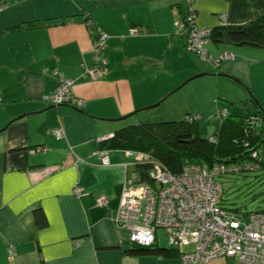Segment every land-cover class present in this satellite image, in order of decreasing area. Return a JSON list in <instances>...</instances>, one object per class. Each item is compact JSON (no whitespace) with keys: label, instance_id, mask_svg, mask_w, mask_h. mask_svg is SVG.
<instances>
[{"label":"crops","instance_id":"0c3cea01","mask_svg":"<svg viewBox=\"0 0 264 264\" xmlns=\"http://www.w3.org/2000/svg\"><path fill=\"white\" fill-rule=\"evenodd\" d=\"M191 3L196 25L204 28L243 24L264 9V0ZM185 8L183 0H0V264H182L179 256L122 252L132 246L114 216L124 181L139 180L136 157L111 149L102 164L97 151L98 139L123 119L152 118L137 113L198 73L236 84L242 101L252 96L264 108V48L207 41L212 57L229 53L211 72L177 34L175 21ZM98 29L106 35L105 66L91 78L81 65L93 64ZM59 73L73 79L80 108L43 100ZM199 91L190 87V103L178 92L170 107L202 109ZM220 96L233 102L229 93ZM60 127L63 135L55 136ZM102 197L105 205L97 202ZM34 209L44 219L39 227ZM151 246L164 245L155 238ZM198 264L246 263L227 257Z\"/></svg>","mask_w":264,"mask_h":264},{"label":"built area","instance_id":"2783aa9c","mask_svg":"<svg viewBox=\"0 0 264 264\" xmlns=\"http://www.w3.org/2000/svg\"><path fill=\"white\" fill-rule=\"evenodd\" d=\"M184 3L186 12L182 19L175 21V26L179 30L185 24L189 25L183 33L186 50L197 53L201 60L218 65L222 55L213 58L204 48L209 28L198 27L191 0H184ZM95 34L103 38L106 36L100 29ZM104 46V39L93 41V64L89 67L81 65L84 76L88 74L91 78H96L102 73L105 58L101 51ZM58 75V85L51 93L43 96V100L53 105L70 103L80 108L82 100L71 91L73 79L61 73ZM225 112L217 110L216 116H223ZM255 117L264 124V116ZM53 134L63 135L62 127L54 130ZM97 153L102 164H108V150L101 149ZM130 153L136 159L148 156L146 159L151 164L150 177L159 183L157 186L146 181H124L114 223L131 243L150 245L156 238V230L163 228L167 233L168 243L178 249L182 264L205 263L227 257L246 264H264V212L238 215L234 211L222 209L219 205L222 187L214 179L219 173L239 171L242 169L241 165L249 168L253 164L257 166L256 163L220 162L205 167L194 162L183 166L178 173H171L146 153ZM74 191L77 194L80 189L75 188ZM106 201L103 197L97 199L101 205H105ZM7 252L10 255L13 253L11 244L8 245Z\"/></svg>","mask_w":264,"mask_h":264},{"label":"trees","instance_id":"16d2710c","mask_svg":"<svg viewBox=\"0 0 264 264\" xmlns=\"http://www.w3.org/2000/svg\"><path fill=\"white\" fill-rule=\"evenodd\" d=\"M180 14L182 19L185 11L183 12L180 9ZM187 28H189V25L185 24L177 30V34L183 38V44V33ZM208 41L264 48V9L258 10L253 19L246 23L239 25L222 24L210 27ZM201 61L204 62V60ZM72 87L73 85L71 91ZM255 104L257 102L250 96L244 101L243 113L217 117L224 119L208 137L201 136L197 130L199 115L194 118V114L186 113L184 117L178 120L140 121L123 124L109 135L98 139L100 144L98 150L124 149L135 153H146L154 162H157L171 173H178L183 166L194 162L205 167L220 162L225 164H247L248 162L257 164V166L250 165L249 168H243V165H241L242 169L235 171L237 173L261 169L264 168V161L259 159L257 149L264 145V124L255 116H264V108ZM136 165L139 171L138 182L146 181L159 186L157 180L150 177V169L147 165L139 164V162ZM226 173L222 172L214 177ZM221 192L223 193V191ZM221 208L234 211L238 215L257 211L264 212V208L248 212L241 211L238 208ZM40 214L39 209H34L33 223L35 227H39L44 223L43 216L40 217ZM152 244L147 246L135 244V246L122 249V252L126 255L135 256L158 255L170 257L179 255L178 249L170 244L167 246H151Z\"/></svg>","mask_w":264,"mask_h":264},{"label":"rangeland","instance_id":"374dc122","mask_svg":"<svg viewBox=\"0 0 264 264\" xmlns=\"http://www.w3.org/2000/svg\"><path fill=\"white\" fill-rule=\"evenodd\" d=\"M184 2V0H183ZM184 6V4H183ZM186 6V5H185ZM185 8V12H186ZM177 20V19H176ZM93 41L95 42L97 39H106L99 35H93ZM92 41V45H93ZM189 51V50H188ZM93 53L91 52V55ZM223 54H228L227 57H229V53L224 52L220 56L219 60L227 58L224 57ZM102 55V54H101ZM103 56V55H102ZM216 58V57H215ZM204 62L208 63L211 69V72L214 70V64L210 61L205 60ZM226 84L225 86L222 85L221 81H219V77L215 76L214 74H204L199 77L193 78L185 83L176 90L173 88V92L168 95L165 99H163L157 106L151 107L147 110H139L137 113V116H143L145 114H151L148 119H143L141 122L149 121V122H158V121H167V120H178L185 116V111L190 112L191 114H194V116L197 118L199 115L200 119L198 120L197 130L199 134L203 137L210 136L216 129L217 124L221 122L222 119L217 118L214 114L217 109L219 111H223L226 109H221L222 106H226L228 108H232L230 113L234 114H240L242 113L244 108V101H242L241 95V87H237L236 84L231 83L230 81H224ZM190 87H193L196 89L198 96H201L199 94V90H203V99H201L202 109H194L191 105L192 109L187 108L185 110V106L181 107L180 109H174L170 107V104L173 100L179 99L178 94L180 92H183L182 96H184L187 99V102L190 103L192 101L189 100V90ZM179 92V93H178ZM218 92V93H217ZM225 92L229 93L232 97L233 102H229V100L221 98L220 93ZM239 92V93H234ZM217 97V99H215ZM183 97H181L182 99ZM226 101V102H225ZM229 102V103H228ZM155 103V102H154ZM152 103V104H154ZM187 106V105H186ZM232 106V107H231ZM196 111H199L196 113ZM201 113V115L199 114ZM226 116V113H225ZM131 119V121L129 120ZM136 117H127L123 119V121H126L125 124L128 123H136ZM258 157L262 161H264V145H261L258 149ZM142 155V154H141ZM148 159V156L146 157ZM145 157H141L140 159H136V164L139 162V164H145L149 169L151 168V164L148 163V160ZM142 159V160H141ZM252 159V158H251ZM141 160V161H140ZM137 166V165H136ZM216 181H218L221 184L222 187V196H221V207L226 209H240L241 211H253L256 209H262L264 208V168L257 169V170H246L241 172H230L226 173L222 176H216L214 177ZM156 240L157 243L160 245L167 246L168 238L167 233L163 228H158L156 230ZM127 245L135 246V244L130 243L129 240H127Z\"/></svg>","mask_w":264,"mask_h":264},{"label":"water","instance_id":"95a60500","mask_svg":"<svg viewBox=\"0 0 264 264\" xmlns=\"http://www.w3.org/2000/svg\"><path fill=\"white\" fill-rule=\"evenodd\" d=\"M204 74H206V72H202V73L195 74V75L191 76L190 79L195 78V77H199V76L204 75ZM163 99L164 98H161L159 101L155 102L154 104H151L149 106L144 107V109L145 108H151V107L157 106Z\"/></svg>","mask_w":264,"mask_h":264},{"label":"bare ground","instance_id":"6f19581e","mask_svg":"<svg viewBox=\"0 0 264 264\" xmlns=\"http://www.w3.org/2000/svg\"><path fill=\"white\" fill-rule=\"evenodd\" d=\"M141 160H142V159H141ZM141 160H140V161H141Z\"/></svg>","mask_w":264,"mask_h":264}]
</instances>
